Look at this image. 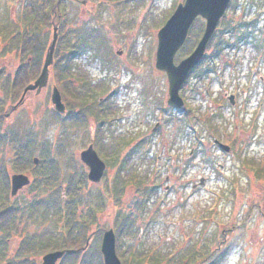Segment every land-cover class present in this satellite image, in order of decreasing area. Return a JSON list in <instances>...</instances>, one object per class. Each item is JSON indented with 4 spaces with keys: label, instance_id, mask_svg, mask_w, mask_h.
I'll list each match as a JSON object with an SVG mask.
<instances>
[{
    "label": "rangeland",
    "instance_id": "obj_1",
    "mask_svg": "<svg viewBox=\"0 0 264 264\" xmlns=\"http://www.w3.org/2000/svg\"><path fill=\"white\" fill-rule=\"evenodd\" d=\"M82 1L55 0L50 24H45L31 16L34 4L40 14L44 0H0L2 127L33 144L31 163L17 159L10 135L0 144V169L27 174L32 182L17 196H8L16 228L7 244L0 243V264H39L46 253L64 249L65 237H73L63 217L68 206L76 213L72 227L78 231L71 249L79 254L58 264H104L102 237L111 228L123 264H166V176L177 181L181 172L192 183L205 180L195 192L191 183L181 186L188 197L186 208L174 209L171 218L185 220L184 234L194 235L192 229L198 228L197 211L216 204L219 264H264V0L231 1L204 62L180 91L181 111L167 103V74L155 62L158 32L185 0ZM61 19L72 36L70 45L81 36L84 47L71 67L58 74L71 51L67 39L61 44L66 49L58 51V33L48 85L39 93L28 92L12 111L34 80L16 92L6 89L7 77H15L23 63L20 49L25 39L21 43L14 35L20 28L37 33L39 44L46 46L42 68ZM203 20L192 27L188 42L176 53V63L195 49ZM69 81L77 95L73 96L74 88L68 96L61 92L66 112L60 113L51 94L54 86L61 90ZM233 93L238 94L234 105L229 97ZM215 140L230 151L218 148ZM90 145L107 166L98 183L86 179L88 167L81 159ZM35 157L40 164L33 162ZM47 168L56 170L57 179H46ZM45 200L50 208L41 205ZM173 230L180 232L177 224ZM25 239L28 249L20 251ZM192 241L186 239L188 245ZM200 250L187 264H208Z\"/></svg>",
    "mask_w": 264,
    "mask_h": 264
},
{
    "label": "water",
    "instance_id": "obj_2",
    "mask_svg": "<svg viewBox=\"0 0 264 264\" xmlns=\"http://www.w3.org/2000/svg\"><path fill=\"white\" fill-rule=\"evenodd\" d=\"M231 0H186L179 4L172 16L158 32V47L156 53V68L167 73L169 81L168 104L178 108L183 107L184 102L179 91L182 88L190 71L203 59L209 41L211 40L217 25L224 15ZM202 16L206 19L205 31L195 50L178 64L174 58L178 50L185 43L190 27L196 17ZM58 39L57 26L54 27L53 39L47 49L43 68L38 78L28 84L20 100L12 106V111L23 103L24 96L31 90L39 93L48 83L50 67L54 61V52ZM122 52H119L121 54ZM234 103V96L230 97ZM51 102L55 109L61 113L65 112V104L59 89L54 86ZM10 115L9 113L5 114ZM224 150H229L228 145L221 144ZM82 160L89 166L88 178L93 182H99L106 169V164L101 160L93 145L81 153ZM39 158H34L37 164ZM31 179L28 175L17 173L12 176V195H16L20 189L29 185ZM101 251L104 264H122L116 252V236L113 229L106 230L103 236ZM66 253V250H55L46 253L39 264H57Z\"/></svg>",
    "mask_w": 264,
    "mask_h": 264
},
{
    "label": "flooded vegetation",
    "instance_id": "obj_3",
    "mask_svg": "<svg viewBox=\"0 0 264 264\" xmlns=\"http://www.w3.org/2000/svg\"><path fill=\"white\" fill-rule=\"evenodd\" d=\"M197 19H200V17H198ZM235 95L237 100L238 94L236 93ZM236 108H238V106H236ZM177 111H181V110L177 109ZM216 145L218 146V148H221L217 143ZM244 169L246 171L249 170L250 168L244 166ZM0 171L3 173L2 177L7 190V193L4 196V200L0 199V207L3 208L0 211V236H1L0 243L7 244V242L10 241L9 235L14 229L12 217L8 212L11 209V206L8 205L10 203L8 200V198L10 197L8 196H12L10 193L12 173L9 174L7 170L0 169ZM178 174L179 175L176 178L177 181H172V179H170L171 178L170 175L166 176V180H168L169 183L167 184V186H165V191L167 193V201L165 202V204L167 205V217H168L166 223V227H167L166 230L168 234L166 235L165 263L187 264V262H189L188 260L192 258L191 256L196 255L195 251L201 249L200 251L204 255V259L206 258L209 260L208 264H219L220 253L218 255L216 253L220 248V233L218 231L219 227L214 226V216L216 215V209H215L216 204H213L207 210L205 209L196 212V214L194 215V220L198 221L199 223L196 224L197 225L196 227L198 228H193L191 231L193 232L194 235L184 234L183 232L184 230L183 223L185 222L184 219L183 220L179 219L177 221H174L171 218L174 209L182 210L186 208V200L188 199V197H186V194L184 195L182 193L181 186L188 188L187 186H189V184L191 183L192 185L191 190L192 192L193 191L195 192L199 187L203 186L205 183V180L201 179L200 185H198L196 182L192 183L190 179H186L182 177L183 172ZM9 186H10V192L8 193ZM216 196L221 197V191H218ZM174 224H177V229L180 232H176L173 230ZM3 235L5 237L4 242L1 241ZM188 237L193 238L192 241L193 243L190 245H188L189 242H186V239H188ZM205 244H207V246H205Z\"/></svg>",
    "mask_w": 264,
    "mask_h": 264
},
{
    "label": "trees",
    "instance_id": "obj_4",
    "mask_svg": "<svg viewBox=\"0 0 264 264\" xmlns=\"http://www.w3.org/2000/svg\"><path fill=\"white\" fill-rule=\"evenodd\" d=\"M55 5H56L55 0H44V5H43L42 9L40 10V14H39L38 7L36 4H34L33 11H31L32 18L36 20L35 22L39 21V23H40V21L42 19L43 21L45 20V22H46L45 24H48V23L50 24V21H51L50 19H52V17L50 18V13L52 12ZM62 22L63 21L61 19V24H59L60 42L58 43V51L59 50L62 51L63 49H66L67 47L70 48L71 51L69 52L68 58L66 57L67 58L66 63H63L62 67L59 69V71H57L58 74L62 73L61 71L63 70V67L66 66V67H68V69L71 67V63L77 57L80 49L83 48L84 44H85L84 43L85 40L80 38L81 36H79L77 38L75 45L71 46L70 41L72 40V36H70L71 35L70 32L66 33L65 25H63ZM201 29H203V24H202ZM14 36L15 37L13 39L18 38L17 40H19L21 43L25 39V41H24L25 46H22V50L20 49V54L22 56L21 58H23V63L17 69V71H16L17 75L15 77H13V78H12V76L7 77L8 82H7L6 89L7 90L14 89L13 91L16 92V88H21V87H23V85L25 86L30 80L35 79L38 76L40 69H41L42 56H43V53H44L46 46H45V44H42V45L39 44L38 38H37V33L36 34H28L27 31L23 32L20 28L17 32V35H14ZM64 39L68 40L66 48L65 47L63 48L61 46V44L64 43L63 42ZM68 83L69 84H67L65 86V88L60 87L61 92L64 96H68V93L71 92V89L74 88V87L72 88L71 81H69ZM73 90H74L73 96H76L77 90L75 88ZM13 98L14 99L18 98V94H13ZM1 110L2 109H0V111ZM78 117L80 119L82 118L81 116H78ZM79 118H74V119L78 120ZM3 121H4V118L2 116H0V144H2L6 139H8V135H10L11 142L14 144V146H16L18 148L17 149L18 150L17 159H19L20 161H26L27 163H29V162L31 163V157H32V153H33V150H32L33 144L31 143L32 141L31 142L30 141L24 142L25 140L20 139L14 131L10 130L12 133H10V132L8 133L2 127ZM25 157H27V159ZM39 166L40 165H38L36 167L38 168ZM44 171L46 172V175H47L46 179L50 178V177L57 179V177H55L56 170L52 171V170H50V168H47V169H44ZM69 192H71V190L68 188V194H69ZM71 194L74 195L72 192H71ZM72 195H71V197H73ZM72 202L75 203L74 200ZM40 203L41 202H37L36 204L39 205ZM48 204H51V203L49 201L45 200L44 203L41 205H43L44 208L46 209L47 207L50 206ZM41 205H39L37 207V209ZM32 209L34 210V206H32ZM59 210H60V212H62L61 208ZM8 212H9L10 216L12 217L13 221H15V218H16L15 210H13L11 208ZM73 216H76V213L73 209L70 210V208L68 206L67 209L65 210V212L63 213V217L66 220V226L68 227L67 228L68 234H69V236L73 235V237L71 239L65 237V241L62 242V244L65 247L64 249H67V254L64 256L63 259H71L73 257L77 258L78 257L77 254H79L78 250L73 251V249H71V246L74 245V241L77 239L76 235L78 232V231H76L77 229L72 227L75 224V221H74L75 219L73 218ZM72 220L74 222H72V225H71ZM81 229H82V226H81ZM71 233H73V234H71ZM27 243H28V239L22 240L20 242V245H21L20 251L24 250L23 249L24 247H25V249H28V247H26ZM1 254L2 253H0V258L3 257V255H1ZM13 262L14 263H11V264H16L15 261H13Z\"/></svg>",
    "mask_w": 264,
    "mask_h": 264
}]
</instances>
